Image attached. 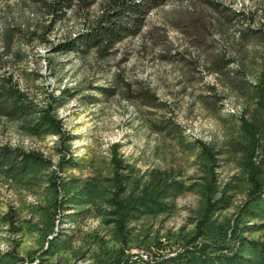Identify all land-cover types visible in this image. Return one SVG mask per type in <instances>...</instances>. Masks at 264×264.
Masks as SVG:
<instances>
[{"label":"rangeland","instance_id":"obj_1","mask_svg":"<svg viewBox=\"0 0 264 264\" xmlns=\"http://www.w3.org/2000/svg\"><path fill=\"white\" fill-rule=\"evenodd\" d=\"M52 1L0 0V264H264V0H161L105 56L59 44L107 0Z\"/></svg>","mask_w":264,"mask_h":264},{"label":"trees","instance_id":"obj_2","mask_svg":"<svg viewBox=\"0 0 264 264\" xmlns=\"http://www.w3.org/2000/svg\"><path fill=\"white\" fill-rule=\"evenodd\" d=\"M74 0H53L49 2L48 5L51 11L56 15H63L65 13V8H70ZM79 2L89 5L92 0H78ZM205 2L211 4L214 7L219 6V2L215 0H204ZM106 6L99 14V16L90 24L87 29L81 30L80 32L74 34L73 37H69L66 41L59 44V49H94L99 55H108L114 45L128 35H133L138 33L141 26L144 23L146 14L155 6L161 3V0H107ZM258 94L260 98V103L264 104V82L258 85ZM8 98L13 100L16 108H28L30 104L24 102L21 91L16 89L12 85H4L3 90L0 92ZM50 109H46L40 116V124H45L54 131H59L61 128L60 120L54 118L50 113ZM242 125L248 133L249 143L251 145V152L256 148L258 140V129L253 121L247 120L242 116ZM23 155L27 159H35L42 156L36 152H23ZM70 160V158H67ZM112 161L115 166V170L123 166L120 157L116 156L115 144L113 145V156ZM249 178L252 182V187L250 189V204L257 203L260 199L264 198V181L259 180L258 177V167L250 164ZM159 190L146 193L138 198H131L127 202L117 201L119 207L123 209L122 216H126L131 213L133 208L137 207L138 203L148 204V201L156 202V196L159 194ZM214 203V202H213ZM213 203H210L212 206ZM249 204V205H250ZM246 205L245 208L249 207ZM264 257V249H263ZM129 258V256H128ZM128 258H123V262L129 264L136 259L128 260ZM243 256H238L237 254L225 255V264H241ZM138 259H143L142 256ZM137 261V260H136Z\"/></svg>","mask_w":264,"mask_h":264}]
</instances>
